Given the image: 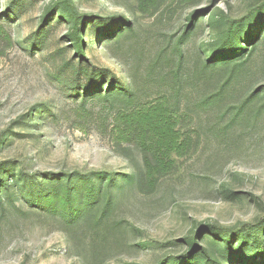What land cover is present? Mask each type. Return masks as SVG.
<instances>
[{
    "label": "rangeland",
    "instance_id": "374dc122",
    "mask_svg": "<svg viewBox=\"0 0 264 264\" xmlns=\"http://www.w3.org/2000/svg\"><path fill=\"white\" fill-rule=\"evenodd\" d=\"M56 1L0 0V264H160L186 257L190 236L212 251L206 226L264 237V104L246 101L264 85V36L239 65L200 72L213 15L242 19L264 0H72L85 15L84 57ZM95 23L113 24L115 37L94 35ZM79 66L146 101L164 91L174 101L180 89L186 148L169 171L144 176L136 142L111 133L122 102L85 99ZM95 171L114 176L110 201L75 221L20 190Z\"/></svg>",
    "mask_w": 264,
    "mask_h": 264
},
{
    "label": "trees",
    "instance_id": "16d2710c",
    "mask_svg": "<svg viewBox=\"0 0 264 264\" xmlns=\"http://www.w3.org/2000/svg\"><path fill=\"white\" fill-rule=\"evenodd\" d=\"M55 4L60 15L67 16L72 21L71 35L74 37L77 52L84 57V39L80 31L85 24V15L77 12L72 0H57ZM212 18L215 39L214 43L209 45L210 53L203 62L201 73L213 71L217 67L228 68L231 64L239 65L240 62L246 61L253 55L251 53L255 52L258 40L264 36V3L255 6L248 16L242 19L228 20L224 14L213 15ZM112 28L113 24L95 23L92 32L99 36L102 30H109L108 34L111 37ZM76 73L77 79H80L82 74L87 78L85 83L78 85L85 99L101 98L106 101L119 99L122 102V108L116 109L113 114L111 133L118 143L136 142L143 155L144 176L152 179L156 178L158 173L169 171L174 166L172 154L186 148L182 139L183 131L178 127L183 118V109L178 97L180 89L174 101L168 91L146 101L140 99L129 83L121 82L115 75L106 73V70L94 68L92 70L79 66ZM106 78L107 89L103 93V82ZM76 93H80L79 90H76ZM258 94L261 95L264 104V85L260 90L254 91L246 101L256 99ZM212 102V98H207L204 104L209 105ZM10 169L11 167L5 168L6 173ZM3 173L5 172L0 167V192L3 187L8 190V185L1 176ZM77 177H57L47 185L40 182L30 185L28 183L26 189L23 187L20 190L31 205L39 204L54 213L60 212L68 222H71L79 215L91 213L96 200L100 197L108 198L105 199L107 205L111 198L110 187L115 183L114 176L104 171L79 173ZM206 227L212 228L211 233L215 235L213 241L206 239L213 245L212 251L201 246L194 247L195 236H190L186 241L191 244V251L186 257L170 259L160 264H264L263 236L251 237L246 229L235 231L232 228Z\"/></svg>",
    "mask_w": 264,
    "mask_h": 264
}]
</instances>
